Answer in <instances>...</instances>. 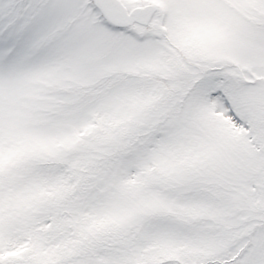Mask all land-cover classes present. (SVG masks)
I'll list each match as a JSON object with an SVG mask.
<instances>
[{
  "label": "snow or ice",
  "instance_id": "obj_1",
  "mask_svg": "<svg viewBox=\"0 0 264 264\" xmlns=\"http://www.w3.org/2000/svg\"><path fill=\"white\" fill-rule=\"evenodd\" d=\"M0 264H264V0H0Z\"/></svg>",
  "mask_w": 264,
  "mask_h": 264
}]
</instances>
